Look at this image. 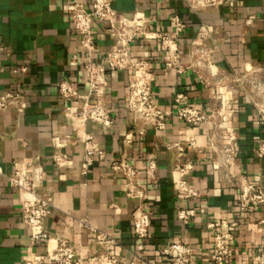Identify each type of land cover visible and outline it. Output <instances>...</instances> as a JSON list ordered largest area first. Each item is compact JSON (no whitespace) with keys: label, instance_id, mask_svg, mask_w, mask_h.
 <instances>
[{"label":"crops","instance_id":"obj_1","mask_svg":"<svg viewBox=\"0 0 264 264\" xmlns=\"http://www.w3.org/2000/svg\"><path fill=\"white\" fill-rule=\"evenodd\" d=\"M75 2L89 8L92 0H0V94L17 93L26 104L22 112L0 110V264L30 262L54 244L30 246L31 231L24 224L19 194L8 181L15 171L28 176L38 192L52 196L53 208L43 227L73 244L84 260L105 248L94 243L81 222L114 236L113 251L128 264H166L159 251L172 241L191 249L189 264H214L212 242L223 227L210 229L207 224L236 219L234 245L220 264H252L261 253L264 258V206L239 215L237 181L219 182L212 167L208 126L191 127L174 115L183 105L207 110L218 94L228 97L229 89L237 88V78L252 74L264 80V0L230 1L199 11L185 0H113L118 20L144 29H138L126 50L131 57L150 61L153 99L167 115L163 131L148 129L142 136L124 107L128 85L136 78L133 70L106 75L107 108L113 119L108 129L65 111L70 104L59 96L58 84L69 80L85 93L82 63L102 64L116 43L104 24L94 22V48L91 53L83 49L62 9ZM174 16L183 25L179 30ZM149 33L173 39L182 62L194 60L193 53L201 66L181 74L165 68L168 53ZM178 94L184 97L176 102ZM227 109L236 134V161L230 170L264 187V155L258 154L264 124L242 94L228 101ZM55 137L63 140V148L55 146ZM87 137L104 157L83 175L80 165ZM176 143L184 147L182 153L169 149ZM55 153L66 155L70 164L56 167ZM117 161L140 171L137 186L145 199L127 196L125 181L110 169ZM151 161L156 166L154 182L146 173ZM184 162L192 164L185 179L198 194L182 200L177 197L174 167ZM140 208L150 216L151 227L142 252L136 253L132 223ZM180 209L195 212L187 224L176 217Z\"/></svg>","mask_w":264,"mask_h":264},{"label":"built area","instance_id":"obj_2","mask_svg":"<svg viewBox=\"0 0 264 264\" xmlns=\"http://www.w3.org/2000/svg\"><path fill=\"white\" fill-rule=\"evenodd\" d=\"M193 10L214 9L225 2L237 0H185ZM113 0H92L89 8L81 2L66 4L62 7L71 19L76 33L81 37V47L88 53L94 48L92 39V24L99 22L105 25L107 35L116 41L109 57L102 63L96 64L92 61L82 63V71L86 74V92L80 93L69 80H62L58 84V93L61 99L70 104L65 111L73 117L79 118L82 122L100 125L108 129L112 123L111 111L107 108V78L110 71L133 70L136 78L127 88L124 98V107L138 124L137 134L142 136L148 129L156 132L163 131L166 127L167 115L160 109L153 99L151 89L152 66L145 57H131L127 52V46L132 41L136 32H143V28L132 27L128 20L117 19V12L112 6ZM250 20L246 24H250ZM177 30L183 25L177 16L172 18ZM136 22V19H135ZM151 38L158 39L162 48L168 53L164 61L167 69H173L181 74L187 69L199 68L200 61H195V54H191L194 60L189 63L181 61L180 55L174 50V40L159 34L149 33ZM203 47V46H201ZM205 53V51H204ZM202 53V55L204 54ZM237 88L231 87L228 97L218 94L207 110H199L196 107L183 105L176 108L175 117L185 125L198 127L208 126L207 146L212 155V167L217 174L219 182L237 181L238 199L237 209L239 215L249 209H256L264 206V187L260 184L249 182L243 176L231 172V167L236 161L235 141L236 134L231 126V112L227 109L228 101L242 94L257 111L259 120L264 124V80L250 74V77L243 79L237 78ZM182 94L175 98L176 102L183 99ZM26 107L22 96L17 93L4 92L0 94V110H15L22 112ZM55 146L63 148L65 144L60 137L53 139ZM189 146L193 143L189 141ZM179 153L183 152L184 147L176 143L169 146ZM260 156L264 155V144L258 149ZM104 152L91 143V137H87L83 146V157L80 165V173L86 174L96 159H102ZM53 163L58 168L67 167L69 159L62 153L53 155ZM111 172L122 178L127 187V196L143 200L146 198L143 191L137 186L140 171L133 166L123 162H113L110 165ZM192 169L190 162H184L174 167L178 175L175 183L177 197L185 200L197 196V191L193 189L185 177ZM156 166L151 161L146 169L151 182L156 180ZM11 187L15 188L20 197L22 212L24 213V224L31 231L29 244H48L53 242V246L46 249L45 253L36 255L30 262L24 264H128L124 259L114 253L113 249L117 246L114 236L94 229L86 222H81L83 227L90 230L93 241L96 245L105 248L102 254H98L84 260L80 251L69 241L62 238L53 237L43 224L46 217L51 214L53 208V198L48 193L38 192L31 179L21 177L18 171L8 177ZM192 209H180L176 217L182 223L187 224L194 215ZM264 222V220L262 221ZM238 225V219L231 223L225 221L208 223V228L223 227V231L217 233L212 242L214 264H220L226 259L234 245V229ZM151 227V219L144 209H138L132 223V233L137 241L135 252L140 253L144 248V241L148 236ZM264 244V239H263ZM159 254L165 258L166 264H189L191 249L180 241H172L165 245ZM252 264H264L262 253L254 258Z\"/></svg>","mask_w":264,"mask_h":264}]
</instances>
